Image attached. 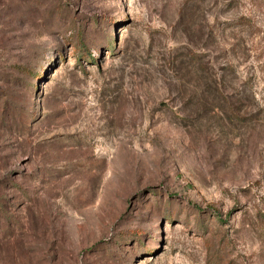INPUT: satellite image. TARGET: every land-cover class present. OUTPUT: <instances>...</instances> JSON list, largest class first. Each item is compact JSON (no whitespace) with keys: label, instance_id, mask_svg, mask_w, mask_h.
<instances>
[{"label":"rangeland","instance_id":"374dc122","mask_svg":"<svg viewBox=\"0 0 264 264\" xmlns=\"http://www.w3.org/2000/svg\"><path fill=\"white\" fill-rule=\"evenodd\" d=\"M0 264H264V0H0Z\"/></svg>","mask_w":264,"mask_h":264}]
</instances>
